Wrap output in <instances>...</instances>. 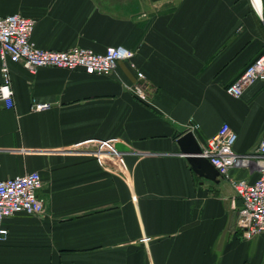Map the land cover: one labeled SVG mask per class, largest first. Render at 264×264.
<instances>
[{"label": "crops", "instance_id": "1", "mask_svg": "<svg viewBox=\"0 0 264 264\" xmlns=\"http://www.w3.org/2000/svg\"><path fill=\"white\" fill-rule=\"evenodd\" d=\"M261 2L260 15L249 0H0L1 15L35 20L40 48L124 46L135 65L88 75L9 64L14 107L0 108V180L39 172L44 210L5 219L0 264H264V235L243 238L230 181L197 175L177 143L191 131L202 147L227 123L233 150L255 154L264 79L239 97L225 89L264 53ZM135 83L148 103L131 92ZM33 101L50 106L32 111ZM109 138L128 171L76 147ZM259 158L229 175L253 181Z\"/></svg>", "mask_w": 264, "mask_h": 264}, {"label": "built area", "instance_id": "2", "mask_svg": "<svg viewBox=\"0 0 264 264\" xmlns=\"http://www.w3.org/2000/svg\"><path fill=\"white\" fill-rule=\"evenodd\" d=\"M252 8L261 15L262 2L249 0ZM35 20L18 13L0 14V108L14 107L10 63H21L29 72L40 67H56L65 70H82L88 75H110L119 61L126 60L132 68L134 51L124 46H108L103 52L74 46L65 50L44 49L35 45L31 34ZM136 76L143 78L141 71ZM264 79V53L255 57L237 77L226 86V92L239 97L242 91L256 80ZM131 92L142 102H149L144 88L135 83ZM50 106L48 102L33 101L30 109L41 111ZM236 134L227 123H223L217 132L201 147L200 155L218 171L219 176L228 179L242 201L239 209L238 226L244 239L264 235V131L255 154H238L233 150ZM115 139H89L76 147L85 146L86 153L104 165L112 157L122 172L129 167L125 159L114 148ZM252 157H260V174L253 181L236 180L229 175L231 168L247 164ZM42 186L39 172L31 171L23 175L0 180V243L8 234L4 221L15 213L40 214L44 210V201L38 191Z\"/></svg>", "mask_w": 264, "mask_h": 264}, {"label": "water", "instance_id": "3", "mask_svg": "<svg viewBox=\"0 0 264 264\" xmlns=\"http://www.w3.org/2000/svg\"><path fill=\"white\" fill-rule=\"evenodd\" d=\"M177 143L181 152L187 154V160L197 175L211 181H218V171L208 159L200 155L201 146L191 131L182 134L177 139Z\"/></svg>", "mask_w": 264, "mask_h": 264}, {"label": "trees", "instance_id": "4", "mask_svg": "<svg viewBox=\"0 0 264 264\" xmlns=\"http://www.w3.org/2000/svg\"><path fill=\"white\" fill-rule=\"evenodd\" d=\"M258 56H259V55H258ZM256 57H257V56H256ZM246 67H247V66H246ZM246 67H245V68H246ZM243 71H244V70H243ZM243 71H242V72H243Z\"/></svg>", "mask_w": 264, "mask_h": 264}, {"label": "bare ground", "instance_id": "5", "mask_svg": "<svg viewBox=\"0 0 264 264\" xmlns=\"http://www.w3.org/2000/svg\"><path fill=\"white\" fill-rule=\"evenodd\" d=\"M257 1V3H258V0H256ZM259 4V3H258Z\"/></svg>", "mask_w": 264, "mask_h": 264}]
</instances>
